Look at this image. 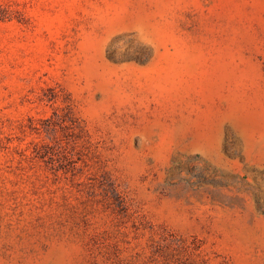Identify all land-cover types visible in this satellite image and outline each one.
<instances>
[{
    "label": "rangeland",
    "instance_id": "obj_1",
    "mask_svg": "<svg viewBox=\"0 0 264 264\" xmlns=\"http://www.w3.org/2000/svg\"><path fill=\"white\" fill-rule=\"evenodd\" d=\"M0 2V264H264V0Z\"/></svg>",
    "mask_w": 264,
    "mask_h": 264
},
{
    "label": "trees",
    "instance_id": "obj_2",
    "mask_svg": "<svg viewBox=\"0 0 264 264\" xmlns=\"http://www.w3.org/2000/svg\"><path fill=\"white\" fill-rule=\"evenodd\" d=\"M6 12L5 6L0 2V18L4 17Z\"/></svg>",
    "mask_w": 264,
    "mask_h": 264
}]
</instances>
